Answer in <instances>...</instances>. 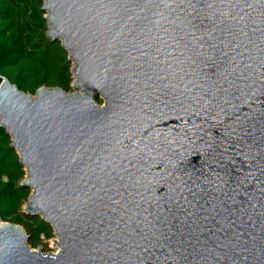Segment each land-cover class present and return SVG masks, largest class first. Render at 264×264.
I'll return each instance as SVG.
<instances>
[{
  "label": "water",
  "instance_id": "water-1",
  "mask_svg": "<svg viewBox=\"0 0 264 264\" xmlns=\"http://www.w3.org/2000/svg\"><path fill=\"white\" fill-rule=\"evenodd\" d=\"M41 1L76 92L0 74V126L58 252L0 264H264V0Z\"/></svg>",
  "mask_w": 264,
  "mask_h": 264
},
{
  "label": "trees",
  "instance_id": "trees-1",
  "mask_svg": "<svg viewBox=\"0 0 264 264\" xmlns=\"http://www.w3.org/2000/svg\"><path fill=\"white\" fill-rule=\"evenodd\" d=\"M42 5L41 0H0V74L33 95L44 85L69 92L72 62L62 42L48 36ZM25 177L12 138L0 126V220L22 225L29 245L37 248L54 236V229L24 211L31 194L22 184Z\"/></svg>",
  "mask_w": 264,
  "mask_h": 264
},
{
  "label": "rangeland",
  "instance_id": "rangeland-1",
  "mask_svg": "<svg viewBox=\"0 0 264 264\" xmlns=\"http://www.w3.org/2000/svg\"><path fill=\"white\" fill-rule=\"evenodd\" d=\"M72 84V82H71ZM69 92H76V90L71 86V90ZM99 104H103L104 100H97ZM26 205V204H25ZM25 205H24V210H25ZM1 222V220H0ZM58 242V238L54 235L51 239L46 240L42 239V242L37 248H34L35 250L41 249L45 254L48 253H57L58 252V247L55 245V243Z\"/></svg>",
  "mask_w": 264,
  "mask_h": 264
},
{
  "label": "bare ground",
  "instance_id": "bare-ground-1",
  "mask_svg": "<svg viewBox=\"0 0 264 264\" xmlns=\"http://www.w3.org/2000/svg\"><path fill=\"white\" fill-rule=\"evenodd\" d=\"M0 224H1V222H0Z\"/></svg>",
  "mask_w": 264,
  "mask_h": 264
}]
</instances>
